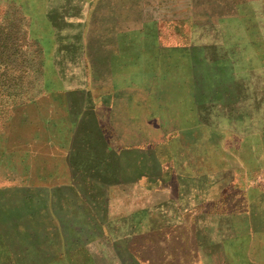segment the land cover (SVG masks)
<instances>
[{"label": "rangeland", "instance_id": "374dc122", "mask_svg": "<svg viewBox=\"0 0 264 264\" xmlns=\"http://www.w3.org/2000/svg\"><path fill=\"white\" fill-rule=\"evenodd\" d=\"M0 62V264H264V0H0Z\"/></svg>", "mask_w": 264, "mask_h": 264}, {"label": "trees", "instance_id": "16d2710c", "mask_svg": "<svg viewBox=\"0 0 264 264\" xmlns=\"http://www.w3.org/2000/svg\"><path fill=\"white\" fill-rule=\"evenodd\" d=\"M3 62V61H2ZM0 64H1V62H0ZM1 66V65H0ZM40 110V109H39Z\"/></svg>", "mask_w": 264, "mask_h": 264}]
</instances>
